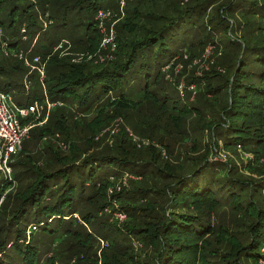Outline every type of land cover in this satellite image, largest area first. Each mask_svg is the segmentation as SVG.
<instances>
[{
	"label": "trees",
	"instance_id": "1",
	"mask_svg": "<svg viewBox=\"0 0 264 264\" xmlns=\"http://www.w3.org/2000/svg\"><path fill=\"white\" fill-rule=\"evenodd\" d=\"M119 9L118 0H0L1 89L30 88L39 97L27 106L54 104L29 133L46 143L21 148L12 180L0 173V264H42L30 226L44 221L62 231L46 264H264V0H133L112 59L55 51L96 53L97 16ZM50 26L60 31L52 39ZM27 41L45 77L35 71L25 89L23 62L5 53ZM209 49V67L190 72Z\"/></svg>",
	"mask_w": 264,
	"mask_h": 264
},
{
	"label": "rangeland",
	"instance_id": "2",
	"mask_svg": "<svg viewBox=\"0 0 264 264\" xmlns=\"http://www.w3.org/2000/svg\"><path fill=\"white\" fill-rule=\"evenodd\" d=\"M109 1H111L113 4H115L116 3V0H109ZM248 1V3H251L252 1H254V0H245V2H247ZM131 2V1H130ZM127 6L125 7V9H124V11H123V14H119L118 15V13H113L112 14V17L109 19V20H107V21H104L103 22V24H104V26L108 29V28H110L111 27V25L112 24H114L115 23V21H118L115 25H114V27H115V29H116V26H117V24L126 16V14H127V11H126V9H127V7H128V5H129V1H128V4H126ZM240 11H243V8L241 9V10H239V11H237L236 12V15H237V17H239L237 20H242L241 22H243L244 21V19L241 17V15H240ZM4 32V31H3ZM22 34H24L25 35V32H22ZM46 36H48L50 39H52L55 35H59L60 34V31H59V29H57V28H55V26H50V28L46 31ZM223 36H226V33H223L222 34ZM116 34H115V38H116ZM220 40H222L223 41V39H225V38H221V36H220V38H219ZM218 40V39H217ZM219 41V40H218ZM29 43L30 42H26V46H25V48H23V50H20V51H18V53L17 54H14V53H12V54H10V55H8V54H6L5 53V55H6V57L7 56H10V57H14V58H16V59H18V60H20V61H22L23 62V65H24V67L22 68V73H23V76H22V78L21 77H19L18 78V83H20V84H23L24 86H25V89H28V87H30V86H33V84L35 83V80H38V77H37V75H36V72L35 71H40L41 70V74H43L44 73V69H43V67H41V60L39 61V58H37V59H35L36 61H32L31 59L33 58V56H35V54H36V52L35 51H28L29 50ZM102 43V42H101ZM220 43H222V42H220ZM61 44H63L64 45V43H61ZM114 44H115V42H114ZM101 45V44H100ZM178 45H180V43L178 44ZM177 45V46H178ZM218 45H221V44H218ZM112 46L113 45H107L106 46V48H104V47H102V45H101V48L100 49H98L97 50V52L96 53H94V54H90V53H85V52H83V53H81L80 51H73V48H71V46L69 47H66V46H64V47H61V46H59V48H55V51L57 52V51H59V53H60V56H62V57H64V56H71V57H73V61H80L81 59H83V58H85V59H87V60H91V59H89V57L91 56L92 58H97L98 59V61H100V57L102 56V57H107V59H112L113 58V56L112 55H110V54H112V52L116 49H114L113 50V48H112ZM221 47L223 48L224 47V44H222L221 45ZM175 48H176V46H175ZM180 49V48H179ZM224 50V49H223ZM213 51V50H212ZM212 51H211V55H212ZM14 54V55H13ZM21 55H22V57H21ZM87 55H88V58H87ZM206 55V54H205ZM214 56H215V54H213L212 56H210L209 58H208V60L207 61H204V58L205 57H203V59L201 60L202 62H195V66H190L188 69H190L189 71L190 72H192V71H194V72H197L198 70H199V72H201V71H203L204 69H206L207 67H209V61L210 60H212L213 61V59H214ZM2 57V53H0V58ZM106 61V60H105ZM104 61V62H105ZM204 61V62H203ZM37 62H39V63H37ZM99 63H103V62H99ZM41 64V65H40ZM11 66H15V64H12ZM41 67V68H40ZM33 69H35V70H33ZM40 73V72H39ZM24 77V78H23ZM41 79H42V77H40ZM30 80H32V83L30 82ZM170 80V79H169ZM184 87H186V83H185V86ZM193 88V87H192ZM30 93H21V92H19V91H16V92H10V95H11V97H12V103H13V106H14V108H16V107H27V105H28V103L31 101V100H34L35 98H36V96L37 97H39V95L38 94H36L35 92H33L32 90V92L30 91V88H29V90H28ZM179 91L181 92V93H184V90L183 89H180L179 88ZM182 95H184V94H181V96ZM185 98L186 97H182V99L183 100H185ZM193 98H191V100H190V102L189 103H191V102H193ZM45 103V102H44ZM44 103H41V104H44ZM49 114H48V112L46 113V116H48ZM28 123V122H27ZM45 124V123H44ZM44 124L43 125H41V126H43L44 127ZM123 124V122L120 120V121H118V123H116V125L115 126H113L112 128H111V130L109 129V130H107L106 131V142L105 143H103V146H105V145H112V142H113V140H112V138H113V135H114V131L115 132H117L119 129H121V125ZM45 128V127H44ZM118 133H116L115 135H117ZM207 134H209V133H207ZM104 135V134H103ZM207 138H208V136H207ZM46 139L44 138V141L43 142H41V143H39L38 142V139L36 138V140H35V138H33V136L32 135H29L26 139H25V142H24V146H22L21 148H22V150L24 151V153H29V154H36L35 152H36V149H37V147L40 149V145L42 144V146L44 145V143H46V141H45ZM139 142V141H138ZM23 145V144H22ZM139 146V148H140V145H138ZM238 150H239V152L241 153V155L243 156V158L245 157V158H247V157H249V158H252L250 155H249V153L248 152H245V150L243 149L242 150V148H238ZM163 155H165V153H163ZM219 155V154H218ZM223 155H225V153L223 152L222 153V157H221V159H223L224 161H225V157L223 156ZM35 156V155H34ZM21 160H25V158H24V155L23 154H19L18 156L17 155H15L14 157H13V161L14 162H18V161H21ZM26 161H27V159H26ZM100 171V170H99ZM1 173V172H0ZM13 173H14V170H13ZM101 173L102 174H104V177L105 178H107V177H109L110 175H113L114 173H116L114 170H110V171H107V170H104V169H102L101 170ZM2 174V173H1ZM103 176V175H102ZM111 214V219H113V216H114V213L112 214V213H110ZM115 218V217H114ZM24 224H26V222L24 223ZM45 224V225H44ZM35 225V229H34V233H33V230H31V233H33V239H34V241H35V244H36V248H37V254H35V262L36 263H39L40 261H41V263L42 264H46V263H44L45 261H46V259L48 258V257H50V256H52L55 252H58V247H57V245L59 244V243H61L62 242V238H61V233L60 232H62V231H60V232H55V233H49L51 230H55V229H57V227H56V224L54 223V224H50V223H46L45 221H44V223L42 224V225H36V224H34ZM31 228H33V225L32 226H30V229ZM59 229V228H58ZM106 229V228H105ZM108 230V232H110V230L109 229H107ZM135 243H137V241L135 240L134 241V244ZM103 245H105V246H107L106 245V243L105 244H100V248L103 246ZM99 246V245H98ZM262 252H264V251H262ZM21 257V256H20ZM22 258V257H21ZM39 261V262H38ZM67 262L69 263V264H78V261H77V259H69V260H67ZM15 264H23V262H21V261H17Z\"/></svg>",
	"mask_w": 264,
	"mask_h": 264
},
{
	"label": "built area",
	"instance_id": "3",
	"mask_svg": "<svg viewBox=\"0 0 264 264\" xmlns=\"http://www.w3.org/2000/svg\"><path fill=\"white\" fill-rule=\"evenodd\" d=\"M128 1L133 0H118L120 5L119 12L123 14ZM120 14V15H121ZM112 17L110 11H103L98 16V29L103 34L102 47L106 48L107 45H113L115 49V34L116 30L114 25L118 22L115 21L110 28H106L103 24L104 21L109 20ZM212 49H209L207 57L211 55ZM22 57V55H21ZM89 59H92L90 56ZM101 62L107 60V57H100ZM44 73L42 74V80L44 79ZM184 83L180 84L179 88L183 89ZM47 109L43 105H39L38 102L27 107L14 108L12 103V97L9 93L3 91L0 87V172L3 177L12 180L13 169L12 163L13 157L19 153L22 144L29 136L30 131L34 127H39L47 122L48 116L43 117V112H50L54 104L47 101ZM43 118V119H42ZM28 122V123H27ZM138 139L135 138V141ZM10 191V188L8 189ZM6 191L8 193L9 191ZM3 200V199H2ZM115 219L123 220L125 218L121 213L116 212L114 214ZM36 227H33L34 230Z\"/></svg>",
	"mask_w": 264,
	"mask_h": 264
}]
</instances>
